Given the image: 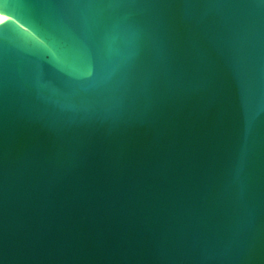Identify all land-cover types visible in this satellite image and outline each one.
I'll return each mask as SVG.
<instances>
[{
    "label": "water",
    "instance_id": "1",
    "mask_svg": "<svg viewBox=\"0 0 264 264\" xmlns=\"http://www.w3.org/2000/svg\"><path fill=\"white\" fill-rule=\"evenodd\" d=\"M0 264H264V0H0Z\"/></svg>",
    "mask_w": 264,
    "mask_h": 264
},
{
    "label": "bare ground",
    "instance_id": "2",
    "mask_svg": "<svg viewBox=\"0 0 264 264\" xmlns=\"http://www.w3.org/2000/svg\"><path fill=\"white\" fill-rule=\"evenodd\" d=\"M5 19H6V18H5L4 15L0 16V22L3 21V20H5Z\"/></svg>",
    "mask_w": 264,
    "mask_h": 264
}]
</instances>
